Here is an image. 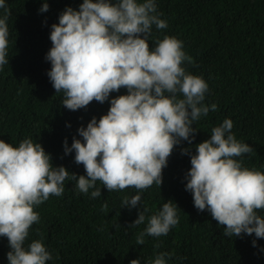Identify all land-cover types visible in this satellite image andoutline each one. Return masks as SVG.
Returning <instances> with one entry per match:
<instances>
[{
    "label": "trees",
    "instance_id": "16d2710c",
    "mask_svg": "<svg viewBox=\"0 0 264 264\" xmlns=\"http://www.w3.org/2000/svg\"><path fill=\"white\" fill-rule=\"evenodd\" d=\"M97 2V0H93ZM115 3V0H112ZM145 0H137L143 3ZM48 11L41 12L43 4ZM83 0H5L8 10V46L0 66V140L18 147L31 139L40 143L51 157L53 167H64L69 176H86L82 164L75 163V151L65 155L64 142L71 148L78 129L87 128L110 109V101L127 95L126 88L110 94L103 104L92 101L76 111L63 107L64 93H56L48 72L46 56L52 48V25L59 23L66 8L78 11ZM156 13L167 27L151 26L150 49L171 37L182 42L183 52L192 58L181 67L186 74L202 78L208 85L204 106L207 115L193 122L196 129L192 144L181 140L162 170L161 186L138 191L133 187L108 191L97 181L88 193H81L76 181L66 179L59 197L34 206L39 220L29 228L25 247L40 241L51 259L46 264H154L167 253L165 264H264V238L241 233L223 235L207 209L194 206L193 195L186 191V175L196 146L211 138L212 129L226 119L233 122L231 134L253 151L233 157L242 168L264 173V0H154ZM5 9H0V19ZM143 38V37H141ZM166 95H168L166 93ZM178 99H183L178 95ZM215 104L217 109L211 110ZM190 111V110H189ZM191 139V137H190ZM190 149L189 154L182 150ZM101 189V196L91 193ZM140 195L134 208L123 207L125 197ZM173 202L179 223L167 235L137 236L147 228L164 203ZM144 223L132 227L140 212ZM264 218V209L257 210ZM255 242V247L253 246ZM11 251L7 237L0 236V264H9Z\"/></svg>",
    "mask_w": 264,
    "mask_h": 264
},
{
    "label": "clouds",
    "instance_id": "9594fccd",
    "mask_svg": "<svg viewBox=\"0 0 264 264\" xmlns=\"http://www.w3.org/2000/svg\"><path fill=\"white\" fill-rule=\"evenodd\" d=\"M0 9H5L0 19L3 66L8 63L5 0H0ZM40 11L47 12L48 4ZM154 13V0H83L78 11L66 8L59 23L52 25V48L46 56L51 63L48 76L56 93H64V108L76 111L92 101L103 104L121 88L128 94L111 99L108 113L98 122L93 118L86 129H78L83 143L74 138L69 148L67 140L64 142L65 155L75 151V163L84 166L87 178L69 176L64 167H53L50 155L31 139L18 147L0 140V236L9 241V264H46L52 258L42 242L33 241L26 248L25 241L30 226L39 220L34 206L50 195H62L66 179L76 181L81 193H88L97 181L109 192L129 187L142 191L154 183L161 186L162 170L174 147L181 140L192 144L196 132L193 122L210 110L202 103L208 85L181 67L192 58L185 55L179 40L165 37L150 49L151 26L167 27ZM216 109L211 105L212 111ZM232 128L233 122L226 119L212 129L209 140L196 146L186 175V191L192 193L196 209H207L219 226H226L223 235L254 233L261 239L264 218L257 210L264 209V173L242 168L233 159L253 149L239 143L231 134ZM189 152L182 150V154ZM91 196H101V189ZM140 200V195L125 197L122 204L134 208ZM176 208L172 201L164 203L136 243L142 245L145 235H167L179 223ZM144 221L142 211L130 226ZM167 255L161 253L154 264H165ZM130 264L140 261L134 259Z\"/></svg>",
    "mask_w": 264,
    "mask_h": 264
}]
</instances>
